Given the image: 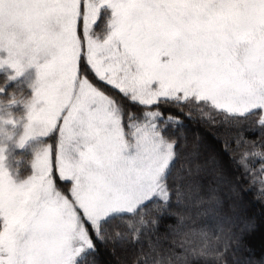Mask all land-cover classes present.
Returning a JSON list of instances; mask_svg holds the SVG:
<instances>
[{
    "label": "snow or ice",
    "instance_id": "1",
    "mask_svg": "<svg viewBox=\"0 0 264 264\" xmlns=\"http://www.w3.org/2000/svg\"><path fill=\"white\" fill-rule=\"evenodd\" d=\"M0 52L9 80L35 68L31 97L6 101L26 109L22 133L24 117H0V264H105L133 248V264H264L224 159L234 143L245 168L264 160V0H0ZM57 133L29 175L9 173V142Z\"/></svg>",
    "mask_w": 264,
    "mask_h": 264
},
{
    "label": "trees",
    "instance_id": "2",
    "mask_svg": "<svg viewBox=\"0 0 264 264\" xmlns=\"http://www.w3.org/2000/svg\"><path fill=\"white\" fill-rule=\"evenodd\" d=\"M113 93L116 94L115 92ZM165 111L178 114V110L175 108L166 109ZM213 117L216 120L221 119V117L218 115H213ZM194 127H196L207 138H211L213 136V132L222 131V129L216 125H195ZM247 135L254 138L256 134L248 133ZM222 140L223 137L216 140L215 146L217 149L224 152ZM232 147L234 152L231 153V157L228 152H224V159L228 165V176L231 182L241 193L242 200L240 203L243 208V214L246 218L254 219L256 222V231L251 235H246L245 241L251 246L252 249H254L255 258H259L260 254L264 252V160L259 157H246L245 161L243 162L247 166L245 168L241 163V156L244 152V148L242 146H236L234 143ZM224 199V211L229 212L228 203L230 201L227 199V197H224ZM185 222L194 229H200L207 226V228L210 229L207 242L213 244L219 243L221 247L223 246V240H216L217 236H222L223 234L216 230L213 222L208 218L207 215H192L190 218L186 219ZM167 223H174V220L171 218L165 220L160 225L161 233L165 231L164 224ZM191 239H193V241L199 245H203L205 243L198 233H194ZM135 255L136 249L133 248L119 250L117 252L116 258L105 253L102 259L105 261V264H133ZM242 255L247 256V253L243 252ZM232 261L233 257L231 254H229L226 258V261L225 259H215L209 256L207 258L198 260L196 264H232Z\"/></svg>",
    "mask_w": 264,
    "mask_h": 264
},
{
    "label": "rangeland",
    "instance_id": "3",
    "mask_svg": "<svg viewBox=\"0 0 264 264\" xmlns=\"http://www.w3.org/2000/svg\"><path fill=\"white\" fill-rule=\"evenodd\" d=\"M6 56V52H0V57ZM14 73V70L5 65L3 68H0V87H4L3 93H0V101H8L11 99L12 94H15L19 99L21 94L23 96L30 98L32 95V90L29 87V84L35 79V68L27 69L20 77L9 80L8 77ZM8 81L5 83V81ZM98 86L105 88L110 91L113 95H118L116 90L111 89L110 86H105L103 82H98ZM115 92L116 94H114ZM11 112L14 117H24L17 125L16 132L22 133L23 123H26V109L23 105L17 104L11 106ZM212 115H216L213 113ZM58 133L54 134L48 138L46 137H33L30 138L23 148L16 147L15 145L8 143L6 149V159L5 167L9 170V173L14 176L18 175L20 179H23L29 175L32 171L31 161L35 158V151L39 149L45 142L55 144ZM61 189H66L68 184L63 181H57Z\"/></svg>",
    "mask_w": 264,
    "mask_h": 264
},
{
    "label": "clouds",
    "instance_id": "4",
    "mask_svg": "<svg viewBox=\"0 0 264 264\" xmlns=\"http://www.w3.org/2000/svg\"><path fill=\"white\" fill-rule=\"evenodd\" d=\"M9 111H11V108L5 101H0V117H5L7 118ZM12 129L9 128L6 125H3L0 123V143H5L6 142V136L9 132H11Z\"/></svg>",
    "mask_w": 264,
    "mask_h": 264
}]
</instances>
